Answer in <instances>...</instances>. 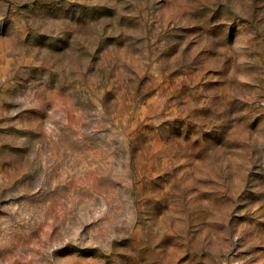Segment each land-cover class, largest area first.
I'll use <instances>...</instances> for the list:
<instances>
[{"label":"rangeland","instance_id":"1","mask_svg":"<svg viewBox=\"0 0 264 264\" xmlns=\"http://www.w3.org/2000/svg\"><path fill=\"white\" fill-rule=\"evenodd\" d=\"M0 264H264V0H0Z\"/></svg>","mask_w":264,"mask_h":264}]
</instances>
